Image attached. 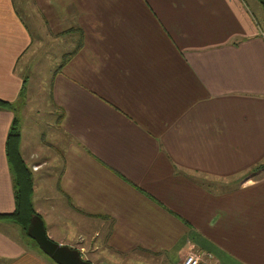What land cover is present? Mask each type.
<instances>
[{"label": "crops", "instance_id": "obj_1", "mask_svg": "<svg viewBox=\"0 0 264 264\" xmlns=\"http://www.w3.org/2000/svg\"><path fill=\"white\" fill-rule=\"evenodd\" d=\"M24 18L74 49L54 74V125L41 132L25 106L17 111L31 196L48 131L57 194L93 226L72 241L53 237L45 228L53 214L31 202L47 237L80 255L89 245L84 259L105 264H180L190 251L211 256L199 264H264L258 1L0 0V98L10 102L27 80L19 66L26 50L43 46ZM13 114L0 109V213L14 208L4 154ZM27 121L40 140L33 148L22 140ZM0 264L55 263L0 218Z\"/></svg>", "mask_w": 264, "mask_h": 264}, {"label": "rangeland", "instance_id": "obj_2", "mask_svg": "<svg viewBox=\"0 0 264 264\" xmlns=\"http://www.w3.org/2000/svg\"><path fill=\"white\" fill-rule=\"evenodd\" d=\"M24 20L30 30L29 35L32 43L34 44L35 39L38 38L39 42L43 43V46L30 47L26 50V55L19 64V66L21 65L20 71L25 78L27 77V80L24 82V91L20 99L18 102H14L15 108L13 112L17 116L18 108L20 107L21 111L23 106H25L26 120L36 117L40 121L39 130L43 132L44 129H41V127L46 123H50L51 126L54 125L50 95L54 79L56 78L54 74L62 69V64L73 54L74 49H71L70 44H62L64 38L59 37V35H53L48 32L43 33L42 31L36 34L32 29L34 22L27 18H24ZM68 37L74 39L76 35L69 34ZM33 129V124L27 121L22 131V140L26 143L27 148H33L36 145V141H40L37 139V131ZM46 133L43 142H39L38 146L42 148L43 158L47 160V164L43 169L33 173L34 184L38 191L31 196V202L53 214L50 219L45 220V228L49 230L52 228L53 232H55L53 237L65 235L68 240L72 241L77 236V232H84V229L89 230V228L91 231L93 226H90L91 220L70 209L63 198L58 196L56 187L60 163L58 157L52 158V155L55 156L54 148L49 144L52 142L48 137L50 133L48 131ZM43 179L45 180L44 182ZM63 216H66L67 224ZM48 238L50 239V237ZM52 241L55 242L54 240ZM87 246L89 247V245H84V253L80 255L83 259L91 257V255L87 254ZM143 257L146 258L145 256ZM91 262H94L93 259Z\"/></svg>", "mask_w": 264, "mask_h": 264}, {"label": "trees", "instance_id": "obj_3", "mask_svg": "<svg viewBox=\"0 0 264 264\" xmlns=\"http://www.w3.org/2000/svg\"><path fill=\"white\" fill-rule=\"evenodd\" d=\"M257 1L264 9V0ZM23 91L24 85L22 84L18 91V96L13 102L0 98V109L13 112L15 108L14 102H18ZM19 138L18 119L13 114L4 140V154L12 176L14 208L9 213H0V218H8L14 221L26 232V226L28 225L30 216L36 213L30 199L32 192L31 172L19 154Z\"/></svg>", "mask_w": 264, "mask_h": 264}, {"label": "water", "instance_id": "obj_4", "mask_svg": "<svg viewBox=\"0 0 264 264\" xmlns=\"http://www.w3.org/2000/svg\"><path fill=\"white\" fill-rule=\"evenodd\" d=\"M26 235L55 264H91L90 261L80 256L78 249L58 244L49 239L45 233L42 219L37 214L30 216L26 226Z\"/></svg>", "mask_w": 264, "mask_h": 264}, {"label": "built area", "instance_id": "obj_5", "mask_svg": "<svg viewBox=\"0 0 264 264\" xmlns=\"http://www.w3.org/2000/svg\"><path fill=\"white\" fill-rule=\"evenodd\" d=\"M210 258L211 256L208 253L190 251L182 257L180 264H199L200 262H204L206 260H209ZM90 263L91 264H105L100 261H94V262L90 261Z\"/></svg>", "mask_w": 264, "mask_h": 264}]
</instances>
